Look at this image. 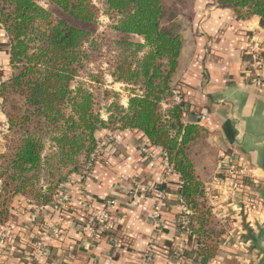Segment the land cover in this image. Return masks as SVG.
I'll list each match as a JSON object with an SVG mask.
<instances>
[{
    "label": "trees",
    "instance_id": "16d2710c",
    "mask_svg": "<svg viewBox=\"0 0 264 264\" xmlns=\"http://www.w3.org/2000/svg\"><path fill=\"white\" fill-rule=\"evenodd\" d=\"M99 1L100 7L93 0H0L11 68L0 85V109L9 126L0 156V225L8 222L17 194L47 206L59 186L85 177L99 130H129L166 153L190 213L184 228L196 241L194 262L207 264L227 241L222 219L228 214H215L206 191L221 151L196 123L202 112L191 108L181 82L173 86L183 49L180 22L193 20L195 0ZM211 1L239 20L264 19V0ZM101 16L109 21L104 27ZM107 77L126 86V107ZM173 90L181 104L171 100ZM252 184L245 176L241 192ZM71 215L82 224L80 211ZM153 252L168 256L156 247ZM11 254L24 261L18 247Z\"/></svg>",
    "mask_w": 264,
    "mask_h": 264
},
{
    "label": "crops",
    "instance_id": "0c3cea01",
    "mask_svg": "<svg viewBox=\"0 0 264 264\" xmlns=\"http://www.w3.org/2000/svg\"><path fill=\"white\" fill-rule=\"evenodd\" d=\"M180 23L183 49L173 86L183 83L189 92L185 97L191 108L206 116L202 125L223 156L217 170L224 167L229 156L252 180L251 189H259L262 173L251 169L227 147L234 136L235 140H242L249 134L259 133L253 120L264 124V82L262 87L254 88L245 76L250 61L247 49L251 44L257 46L264 60V19L252 16L239 20L234 11L219 8L211 0H195L193 20ZM6 42L7 37L0 25V85L11 73ZM127 102L128 95L123 98L121 95V104L126 107ZM2 123H7V119L0 109V125ZM97 136V157L90 173L85 180L72 177L62 187V193L70 200L69 207H63L58 213L51 204L44 206L33 223L30 221L33 204L21 194L13 197L8 217L14 235L10 247L13 249L6 255L0 254V264H31L36 238L44 232L51 233L53 229L61 234L59 232V237L50 243L45 264H135L149 242L168 255L166 258L157 256L150 264H197L196 241L191 234L185 238L181 262L173 258L177 221L182 214L180 181L169 170L164 151L149 147L138 134L129 130H99ZM5 143L6 137L4 140L0 138V156L5 151ZM143 147L148 149V155L141 152ZM218 171L206 189L213 198L217 216L230 214L235 217L239 241L226 239L215 261L218 264H255L256 250L246 237L247 234L255 236L259 227L264 225V203L250 194L254 199V209L250 212L244 210V204L232 205L228 184ZM135 183L142 185L144 194L136 205H132L129 191ZM79 191L85 193L87 201L96 209L103 208L106 198L116 202L110 230L97 243L82 238V224H77V218L72 219L70 205L79 199ZM160 193H164L161 201L158 198ZM159 203L162 204L160 220L154 227L152 216ZM107 238L120 241V247L114 251ZM16 247L22 250V263L11 256Z\"/></svg>",
    "mask_w": 264,
    "mask_h": 264
},
{
    "label": "built area",
    "instance_id": "2783aa9c",
    "mask_svg": "<svg viewBox=\"0 0 264 264\" xmlns=\"http://www.w3.org/2000/svg\"><path fill=\"white\" fill-rule=\"evenodd\" d=\"M247 54L250 56V61L248 63V66L245 70V76L248 84L254 88H260L263 85L264 77H263V57L261 56V52L259 49H257V46L255 44H251L250 47L247 49ZM171 100L175 104H181L183 102L182 97L179 95V92L177 90L172 91V98ZM162 108L165 109L167 107L166 103H161ZM196 123L202 125L206 122L207 118L206 116L202 114L196 115ZM9 133V126L8 123H2L0 125V138L5 139V137ZM115 138V136L113 137ZM141 152L144 154H149L148 149L142 148ZM97 152H95L92 156L91 162L88 164V167L86 169L85 177H82V180L87 177V175L90 173L91 169L93 168L95 162H96ZM164 157L166 158V153L164 152ZM169 167V166H168ZM220 168V166H219ZM171 168L169 167V170ZM172 171V170H171ZM225 176L223 177L224 182L228 184V190L229 194L231 196V204L232 205H240L244 204V210L250 212L254 206V199L250 195L249 190L244 188V190L241 192V186L243 178L245 177V171L243 167L238 165H231L230 167H226ZM64 185V184H63ZM63 185L59 186L58 192L55 193L53 196V201L51 203V206L54 210L60 212V210L63 209V207L68 206L69 207V198L68 196L64 195L62 193V187ZM142 185H137L136 183L131 187L129 191L130 196V202L132 205H136L139 201V198L141 197L143 193ZM208 192V190L206 189ZM241 194L240 196V202H237V195ZM211 202L213 203V198L211 195H209ZM159 201H161L164 198V193L158 194ZM160 204V203H159ZM179 204L182 207V214L177 221V235H176V246H175V252L173 254V258L177 262H181L182 257V251L184 246V241L187 235H190V232L187 231L184 228L185 221H184V215H189L190 213L184 209L183 203L181 201V198L179 199ZM214 204V203H213ZM116 206V202L112 198H106L103 203L102 209H96L94 208L86 199V195L83 191H79V199L75 202H72L70 205L71 209L73 211H80L84 215V220L81 225V237L88 239L92 244L97 243L98 240L106 234L110 230V226L112 224L113 215L112 211L114 210ZM161 206L156 205L154 208V213L152 216V220L154 223V227H157L160 220V211ZM44 206H36L33 204L31 208V214H30V221L35 223L40 212L43 210ZM216 214V212H215ZM183 215V216H182ZM235 217L228 214V216L224 219H222V223L225 227V236L230 242H238L239 241V233L238 230L234 224ZM59 230L53 229L51 233L44 232L39 237L36 238L33 249L34 253L32 255V261L31 264H45V259L48 254V247L50 243L57 239L59 237ZM13 229L10 222H6L3 225H0V254L5 255L8 251H10L11 245L14 243L13 239ZM109 240V244L111 248L116 251L120 247V241L114 238H107ZM154 245L152 242H149L147 247L144 249L143 253L141 254V257L135 264H150L154 263L156 256L153 252ZM134 264V263H133ZM181 264V263H180ZM207 264H218L215 260L210 261Z\"/></svg>",
    "mask_w": 264,
    "mask_h": 264
},
{
    "label": "water",
    "instance_id": "95a60500",
    "mask_svg": "<svg viewBox=\"0 0 264 264\" xmlns=\"http://www.w3.org/2000/svg\"><path fill=\"white\" fill-rule=\"evenodd\" d=\"M248 88L251 89V87ZM258 122L260 121L253 120L254 127L256 129L259 128L258 134H249L242 140H235L234 136L231 143H228L227 148L228 151L237 154L251 169H257L262 173L261 187L259 189H250L249 192L257 200L264 203V126H262L264 124ZM246 238L250 246L256 250L255 264H264V225L259 227L255 236L247 234Z\"/></svg>",
    "mask_w": 264,
    "mask_h": 264
},
{
    "label": "rangeland",
    "instance_id": "374dc122",
    "mask_svg": "<svg viewBox=\"0 0 264 264\" xmlns=\"http://www.w3.org/2000/svg\"><path fill=\"white\" fill-rule=\"evenodd\" d=\"M93 1H94V3H95L98 7H100V4H99L100 1H99V0H93ZM100 22H101V24L103 25V27L109 23V21L107 20V18L104 17V16H101V17H100ZM106 84H107L108 87H110V89L114 90L115 92L120 93V95H122V98H123V96H127V95H128V94H127L128 91H127V88H126L125 85H123V84H121V83H113L112 80H111L109 77L106 78ZM222 157H223V156H220L221 159H223ZM220 158H219V159H220ZM226 160H227V162H226L225 165H224V168H225V169H226V167H230L231 165H238V164L235 163L234 159H233V158H229V156H228V158H226ZM217 169H218V168H217ZM222 169H223V168H221V170H222ZM221 170H219V171H221ZM217 171H218V170H216V172H217ZM219 171H218V172H219ZM225 173H226V172L222 173V174H223V177L225 176ZM250 189H251V187H250ZM230 197H231V196H230ZM252 209H254V206H253Z\"/></svg>",
    "mask_w": 264,
    "mask_h": 264
},
{
    "label": "flooded vegetation",
    "instance_id": "af4514ba",
    "mask_svg": "<svg viewBox=\"0 0 264 264\" xmlns=\"http://www.w3.org/2000/svg\"><path fill=\"white\" fill-rule=\"evenodd\" d=\"M180 88H182L181 91L184 92L185 94L189 93V92H187L186 86L183 83L180 85Z\"/></svg>",
    "mask_w": 264,
    "mask_h": 264
}]
</instances>
